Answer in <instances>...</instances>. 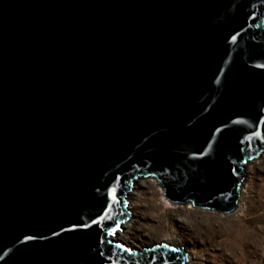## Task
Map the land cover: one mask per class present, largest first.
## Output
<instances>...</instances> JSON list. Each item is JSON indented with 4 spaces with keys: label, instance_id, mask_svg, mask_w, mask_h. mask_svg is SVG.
Segmentation results:
<instances>
[{
    "label": "water",
    "instance_id": "1",
    "mask_svg": "<svg viewBox=\"0 0 264 264\" xmlns=\"http://www.w3.org/2000/svg\"><path fill=\"white\" fill-rule=\"evenodd\" d=\"M263 152L264 0H0V264H183L134 180L228 214Z\"/></svg>",
    "mask_w": 264,
    "mask_h": 264
},
{
    "label": "rangeland",
    "instance_id": "2",
    "mask_svg": "<svg viewBox=\"0 0 264 264\" xmlns=\"http://www.w3.org/2000/svg\"><path fill=\"white\" fill-rule=\"evenodd\" d=\"M243 171L228 214L173 203L154 177L135 179L126 195L129 222L115 238L138 249L158 243L183 249V264H264V152Z\"/></svg>",
    "mask_w": 264,
    "mask_h": 264
},
{
    "label": "bare ground",
    "instance_id": "3",
    "mask_svg": "<svg viewBox=\"0 0 264 264\" xmlns=\"http://www.w3.org/2000/svg\"><path fill=\"white\" fill-rule=\"evenodd\" d=\"M243 172H244V171H243ZM127 194H128V192H127ZM127 194H126V195H127ZM128 196H129V195H128ZM126 197H127V196H126ZM126 199H127V198H126ZM236 204H237V203H236ZM126 206H127V205H126ZM127 209H128V207H127ZM128 210H129V209H128ZM128 222H129V221H128ZM128 222L125 221L123 224H121L120 228H121L123 225H126V223H128ZM118 230H119V229H118ZM118 230H117V231H118ZM117 231H116V233L114 234V238L116 237V235H117V236L119 235V232H117ZM116 239H118V238H116ZM119 240H120V239H119ZM182 250H183V249H182ZM186 258H188V257H186ZM186 260H187V259H185V261H186ZM187 261H188V260H187Z\"/></svg>",
    "mask_w": 264,
    "mask_h": 264
}]
</instances>
